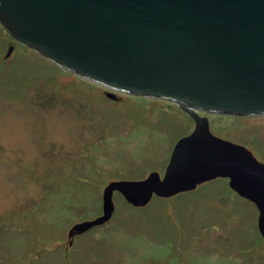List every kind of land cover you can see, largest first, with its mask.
Masks as SVG:
<instances>
[{
    "label": "rangeland",
    "instance_id": "obj_1",
    "mask_svg": "<svg viewBox=\"0 0 264 264\" xmlns=\"http://www.w3.org/2000/svg\"><path fill=\"white\" fill-rule=\"evenodd\" d=\"M199 113L264 162V114ZM194 128L177 102L78 75L0 21V264H264L258 208L225 177L140 207L115 192L111 219L69 238L110 181L163 175Z\"/></svg>",
    "mask_w": 264,
    "mask_h": 264
},
{
    "label": "water",
    "instance_id": "obj_2",
    "mask_svg": "<svg viewBox=\"0 0 264 264\" xmlns=\"http://www.w3.org/2000/svg\"><path fill=\"white\" fill-rule=\"evenodd\" d=\"M0 21L64 68L114 90L173 100L195 120L163 175L110 181L103 213L74 224L71 240L111 219L115 192L140 207L218 177L257 206L264 237V162L216 135L199 113L264 114V0H0Z\"/></svg>",
    "mask_w": 264,
    "mask_h": 264
}]
</instances>
